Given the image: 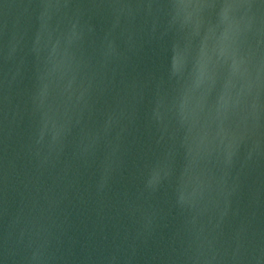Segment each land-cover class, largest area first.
Returning <instances> with one entry per match:
<instances>
[{"label":"water","instance_id":"water-1","mask_svg":"<svg viewBox=\"0 0 264 264\" xmlns=\"http://www.w3.org/2000/svg\"><path fill=\"white\" fill-rule=\"evenodd\" d=\"M0 264H264V0H0Z\"/></svg>","mask_w":264,"mask_h":264}]
</instances>
